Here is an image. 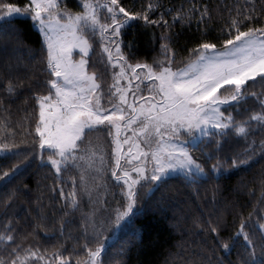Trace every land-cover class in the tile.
Wrapping results in <instances>:
<instances>
[{
  "label": "snow or ice",
  "instance_id": "snow-or-ice-1",
  "mask_svg": "<svg viewBox=\"0 0 264 264\" xmlns=\"http://www.w3.org/2000/svg\"><path fill=\"white\" fill-rule=\"evenodd\" d=\"M79 7L80 11L73 12L64 0H28L25 4L0 0V40L12 37V51H19L23 42L15 34L13 22L21 17L31 19L43 37L45 55L39 62L46 73L43 81L33 82L32 76L13 75L10 63L0 64V111L5 114L0 119V151L28 161V166L38 160V167L54 169L59 181L64 182L65 177L71 181L72 190L67 194L63 187L52 191L64 198L67 210L63 216L81 213L84 243L77 238L71 251L61 244L62 250L53 253L51 264H70L73 256L75 264H108L106 234L133 224L142 210L137 205L151 198L149 192H161L157 206L164 211L167 201L163 193L174 179L186 186L217 180L214 174L247 164L257 153L264 157V91L252 90L257 78L264 85V4L257 11L256 0H245L228 9L221 35L209 38L205 32L194 47H184L186 61L177 60L179 41L170 34L171 28L177 21L183 25L196 20L198 25H206L212 20L208 5L169 8L171 23L165 19V11L152 18L163 8L160 0H148L139 10L125 7L120 0H81ZM105 8L107 14H102ZM136 20L169 30L160 37V57L151 63L129 62L122 49L123 29ZM97 35L112 65L108 107L101 103L105 98L102 78L89 69L92 38ZM131 44L129 41V48ZM9 46L8 41L0 43L5 52ZM76 49L79 51L74 52ZM74 55L80 58L74 59ZM125 79L128 83L122 85L120 81ZM133 80L139 83L134 85ZM26 83L30 97L24 103L31 98L38 105V117L34 130L32 121L27 127L18 121L21 131L17 132L10 126V108ZM249 97L259 102V110L245 108ZM238 109L242 111L234 114ZM257 132L261 134L259 143ZM16 135H24L20 142L30 147L19 150ZM108 137L110 151L106 153L103 143ZM250 137L242 154L222 158L230 140ZM13 169L19 171L15 164L9 171ZM113 178L115 184L110 185ZM113 186L120 195L117 198L113 193L109 201L104 197ZM218 189L217 183L215 191ZM20 194L12 191L0 203L10 208ZM239 214L240 224L229 235L224 234L228 228L220 214L208 219L202 214L190 217L194 234H206L207 239L202 241L201 254L185 264H264V222L249 225L243 213ZM63 216L61 234L66 223ZM46 219L38 214L29 225L32 231L24 234L11 221L0 226V264H26L29 257L43 260L38 249L23 241L40 229L47 231ZM233 251L235 261L230 258Z\"/></svg>",
  "mask_w": 264,
  "mask_h": 264
},
{
  "label": "trees",
  "instance_id": "trees-1",
  "mask_svg": "<svg viewBox=\"0 0 264 264\" xmlns=\"http://www.w3.org/2000/svg\"><path fill=\"white\" fill-rule=\"evenodd\" d=\"M16 2L25 4L28 3V0H16ZM80 2L81 0H64V3L73 12L81 10ZM120 2L125 7L139 10L142 5L148 3V0H120ZM160 3L163 8L152 14V18H157L160 11H165V19L170 23L173 13L167 12L169 8L179 9L181 6L186 8L190 4L196 3L200 6L208 5L212 11V20L208 21L206 25L203 23L198 25L196 20L183 25L177 21L171 28L170 34H173L179 41L177 60L184 58L186 61L188 54L183 51V48L194 47L205 32L208 33L209 38L220 36L221 29L225 28L228 21V9L234 8L237 3L245 4V0H160ZM261 4H264V0H256L257 11ZM13 24L15 34L19 35L23 43L19 51L13 52L12 47L15 46V42L12 37L0 40V43L8 41L10 44L8 52L0 49V64L7 62L13 65V75H19L21 78L32 76L33 82L43 81L46 73L43 71V64L39 62L45 55L42 36L29 18H18ZM162 34H169V30L154 25L145 26L141 20L131 22L123 29L121 37L124 41L122 49L129 62L146 61L151 63L154 58L160 57ZM129 41L132 42L130 48L128 47ZM92 42L89 69L96 70L98 76L102 78V88L105 90V98L102 101L108 105L107 88L113 80L112 65L107 62V53L103 51L100 37L98 35L93 37ZM30 56H34L36 59H30ZM252 90L257 93L264 91V85L259 83L258 78ZM25 97H30L27 83L21 89L20 97L12 103L10 108V126L16 128L17 132L21 131L17 128L18 121L24 123L25 127H27L28 121H32L34 130V121L38 117V105H35L31 98L27 103H24ZM245 108L259 110V102L254 97H249ZM241 111L238 109L234 114ZM4 117L5 114L0 111V119ZM255 138L259 143L261 134L257 132ZM24 139V135L15 136L19 150L30 147L29 144L20 142ZM251 139L252 137L247 141L243 138L230 140L222 153V158L228 160L232 156L242 154ZM103 149L106 153L110 151V137L103 143ZM16 150L13 149V151ZM196 155L200 156L201 154L197 152ZM208 163L210 165L212 161ZM14 164L17 165L19 171L15 169L9 171ZM28 165V161L14 157L8 152L0 151V202L5 200L12 191L19 190L21 193L14 201L10 202L12 204L10 208H5L0 203V226L11 221L21 234L31 232L32 229L29 225L36 220L38 214L42 213L47 218L46 223L49 225L47 231L40 229L23 243L38 249L39 254L45 258L40 260L38 257H29L26 264H33V262L34 264H51L53 253L62 250L61 244L71 251L79 238L80 244L83 245L84 228L81 223V213L75 212L63 216L64 211L67 210L64 208V198L60 197L58 192L52 191L53 188L59 190L63 187L67 194L72 190L71 181H68L66 177L64 182L59 181L55 170L38 167V160L31 161L30 166ZM225 167L227 166L225 165ZM4 172L8 174L5 176ZM75 172L78 175L79 170H75ZM214 175H217V180L198 182L195 185L186 186L179 178L171 181L169 189L163 193L167 201L164 211H161L157 206L161 192L156 191L154 194L149 192L148 196L151 198L146 197V202L142 200L137 205L142 210L133 224L118 229L115 233L106 234L109 238L106 241L104 257L108 264H185V261L190 257L201 254L202 241L207 239L206 234L196 235L191 230L190 217L194 215L202 214L204 219L215 218L217 214L222 215L228 228L225 235L236 231L241 221L240 212L243 213V218L249 225L256 224L258 221L264 222L260 220L261 217H264V192H262L264 185L261 184V179L264 178V157L261 154L257 153L247 164ZM217 183L219 189L215 191ZM109 184H115L114 178L110 179ZM214 191L215 202L212 199ZM113 193L119 198V188L114 186L110 188L104 198L112 201ZM83 199L87 204V196ZM249 213H252L250 218ZM62 216L66 221L63 234H61L59 224ZM78 251L81 249L78 248ZM81 254L86 255V252H81ZM230 258L233 261L236 260L235 251ZM75 259L76 257L73 256L70 264H75Z\"/></svg>",
  "mask_w": 264,
  "mask_h": 264
},
{
  "label": "rangeland",
  "instance_id": "rangeland-1",
  "mask_svg": "<svg viewBox=\"0 0 264 264\" xmlns=\"http://www.w3.org/2000/svg\"><path fill=\"white\" fill-rule=\"evenodd\" d=\"M101 3H103V0H101ZM102 14H107V9H106V8H105V9H102ZM130 23H131V22H130ZM127 26H128V25H127ZM127 26H126V27H127ZM34 27H35V25H34ZM126 27H125V28H126ZM35 29L39 32V30H38L36 27H35ZM42 38H43V37H42ZM105 41H106V40H105ZM106 42H107V41H106ZM78 51H79L78 49L74 50V52H78ZM91 53H92V50H91L90 53H89V57H90ZM73 58L78 60L80 57H79L78 55H74ZM116 71H119V68H118V67L116 68ZM137 71L139 72L140 70L137 69ZM120 83H121L122 85H126V84L128 83V81H127V79H125V80H121ZM136 83H139V82L133 80V84L135 85ZM145 83H147V81H145ZM225 87H227V86H225ZM221 90H223V88L220 89L219 91H221ZM129 100H131V96H129ZM101 103L104 104L102 100H101ZM104 105H105V104H104ZM105 107H108V105H105ZM110 142H111V138H110ZM127 148H128V145H125V146H124L125 151H127ZM122 163H123V161H122ZM133 163H136V162L133 161Z\"/></svg>",
  "mask_w": 264,
  "mask_h": 264
}]
</instances>
